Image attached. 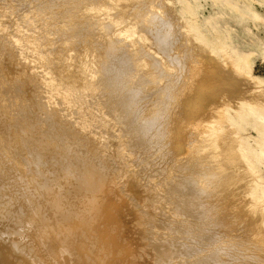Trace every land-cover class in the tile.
<instances>
[{
	"label": "bare ground",
	"instance_id": "obj_1",
	"mask_svg": "<svg viewBox=\"0 0 264 264\" xmlns=\"http://www.w3.org/2000/svg\"><path fill=\"white\" fill-rule=\"evenodd\" d=\"M46 1L44 0L42 3V0H0V32H2L0 47L2 50L4 48L7 51H12L16 48L20 52V56L24 57L22 54H27L31 28L45 31L43 36L47 33L46 27L49 24L48 19H50L48 17L52 16L54 20L56 4L54 2L45 3ZM61 17L66 19V15H59L58 18L57 16L55 18ZM59 24H63L59 29L67 26L64 21L58 22L57 27ZM75 34L71 30L62 32V36L64 35L66 40L67 35ZM77 34L79 35V32ZM77 34L76 36H78ZM32 35L35 38L34 31ZM43 36L35 39L37 51L46 54L47 48L53 46L59 51L64 46L59 44L62 37L60 39L57 37L59 40L56 38L49 40ZM67 43L69 44V39ZM12 53L14 55L12 56L13 62L15 59L17 61L18 56L15 51ZM30 54L32 53L30 52L29 56ZM45 54L42 57H45L43 60L46 63L43 62L47 69L44 68L43 71L46 73L45 75L49 76L45 87L47 85L51 89L53 77L61 76L59 79L62 82L63 93H61L57 104L52 105L49 99L46 102L42 101L46 100L43 96L41 100V97L37 98V92L34 93V89L29 88L32 82L27 83L29 87L26 94L29 97L25 101L26 105L20 106L22 104L20 100V105L15 106L13 101L12 113L11 108L6 109L4 106V99L0 95V114L3 118V120L0 118V127L3 130L0 131V144L2 145L3 141L8 139L4 143L5 146L4 144L3 147L0 145V262L2 264H161L164 260L166 264H175L177 261L183 264V262L192 259L186 255V248L200 250L203 249L202 247L211 248L210 244L203 242L200 235L202 233L205 235L204 227L210 224L211 226L216 224L214 228L220 235L219 239L213 241L214 246L222 241L225 242L227 248L235 252L237 244L234 246V243H230L229 247L228 239L226 240L225 237L229 230L225 229L228 225L229 229H232L229 233L238 231L242 216L249 215L248 211L254 213L251 207L253 205L250 200V185L244 181L252 169L245 162L243 148L229 123L225 109L219 108L210 112L211 115L205 121L201 134L197 136L198 138L190 140V149L176 148L179 152H190H188L189 155L187 154L188 158L186 155L185 159L179 161V169L176 172L185 175V178L177 188L175 186L178 184L177 179H171V175L169 178L165 170L161 168L164 166L160 162L163 160V156H159V152L158 156L156 154L159 143H156V138L155 142H151L152 138L148 137L154 131H156L154 134H158L161 122L165 121L164 110L167 108V106L163 107L165 97L160 98H163V101L157 97H153V99L151 97L152 100H150V96L144 93L145 91L136 83H129L132 81V61L124 60L121 53L111 50L100 66L99 79L95 81L94 85H88L82 81V67L78 66L73 71L67 72L66 68L61 65L62 60L52 63L49 61L50 55ZM29 58L32 60V56ZM34 59L36 60V58ZM21 61L23 60L21 59ZM5 62L9 64L8 61ZM5 62L0 58L1 70L8 68L13 77L12 71L15 67L11 70L10 65H5ZM26 63L28 62L26 61ZM33 64L35 65V62ZM37 66L38 64L35 65V71ZM139 66L137 65V67ZM32 70L33 68L31 72ZM29 71L23 72V74L22 71H18L15 81ZM231 73L233 74L232 71ZM40 75L38 76L40 77ZM235 76L245 80L250 87L251 82L242 72L236 69L232 78ZM1 77L3 76L1 75ZM27 78L30 80L31 77ZM222 78L223 76L221 80ZM133 79L136 80L135 77ZM140 79L138 80L140 81ZM35 81L36 87L41 84L39 83L41 81ZM9 83L11 82L9 81ZM143 83L145 82L143 81ZM1 84L5 83L1 82ZM1 84L0 87H5ZM6 84H8L7 80ZM24 84L26 88V83ZM140 85L142 86V84ZM214 85L216 84L214 83ZM19 86L22 87L21 83ZM40 88L38 91L42 89ZM93 88L95 93L92 92ZM15 89L14 91L18 90V88ZM32 89L34 92H31ZM101 91L106 92L105 96H101L104 98L99 95ZM255 91V100L262 101L264 92H259V89ZM20 92L18 95H22L23 92L21 94ZM60 92H58L59 95ZM3 95L7 96L6 93ZM190 97L186 96L184 99L186 107L191 104ZM14 98L21 99L16 95ZM238 98L240 99V97ZM5 101L7 102L6 99ZM202 104H211L208 96L203 98ZM58 106L59 111L61 110L60 113L67 111L68 107L71 108L69 116H71L72 125L70 122L67 125L73 127L74 123L76 124V127L69 130V133L74 130L72 135H69L68 128L64 127L66 131H63L60 125H58L59 128H56L59 124L58 118H60L58 113L55 114ZM15 107L19 110L18 112L14 111ZM9 109L11 114L8 112ZM147 110L149 112L153 110V114L150 112L148 115H155V118H148ZM180 111H182L181 107ZM153 121L156 123L158 131L151 129ZM175 121L173 122L175 123ZM184 121H180V126L181 122L184 125ZM11 125H14V128ZM49 126L50 128H48ZM86 133L87 135H85ZM190 134L192 135V132ZM148 142L151 143L148 144ZM46 147L52 151L44 149ZM170 147L172 149V146H169V149ZM12 151L18 154L25 166L18 158H14L15 153L12 157ZM169 157L173 158L170 154ZM166 160L168 159L165 158ZM173 161L175 164L176 160ZM177 162L176 164H179ZM174 167L171 166L175 171ZM200 182L205 189L201 197L207 199L204 200L199 195L194 200L183 192L188 185L192 187ZM144 183L150 188L154 183L164 186L166 193L173 199V208H171L170 214L166 215L167 210L165 215L160 214L162 207L161 202H158L159 198L157 200L158 195L154 193L153 189H146L147 186L144 188ZM153 188L155 187L153 186ZM146 190L149 193L148 198L147 195L144 198V194H147ZM200 204L202 209L199 207ZM206 207L208 211L204 213ZM209 210L214 214L209 215ZM260 219V228L257 231L260 233L256 238L264 241V216L260 215ZM161 230L166 232L162 235ZM194 234H199V237L194 238ZM177 235L182 238L180 243L174 239ZM186 238L192 240L189 246L184 245L185 241L183 240ZM235 238L233 237L236 241ZM240 242L241 240L238 241V246L241 247ZM215 248L208 250L211 253L214 252L212 254L215 258L211 259L218 260L220 264H223L222 259L216 258L218 253L214 251Z\"/></svg>",
	"mask_w": 264,
	"mask_h": 264
},
{
	"label": "rangeland",
	"instance_id": "obj_2",
	"mask_svg": "<svg viewBox=\"0 0 264 264\" xmlns=\"http://www.w3.org/2000/svg\"><path fill=\"white\" fill-rule=\"evenodd\" d=\"M43 2L44 0H42V3ZM48 2H54L56 4V6L53 5L56 7V10L54 12V14L56 15H53L54 20L52 16L48 17L52 21L48 19L49 24L46 27L47 33L44 34V36L43 33H45V31L42 32L35 28H31L32 31L30 34L32 37L29 34L30 39L28 42L29 46H27V54H22L24 55V57L20 56L21 54L18 49H12V51H15L16 56H18L17 61L15 59L16 66L15 61L13 62L14 58L12 56L14 55L12 51H7L4 48L2 50V48L0 47L1 61H8L9 64L5 62V65H10V68H12L11 70H13V68L15 67V69L12 71L13 77L8 68H5V70H3L4 73L0 68V84L1 82L5 83L4 85L1 84V86L3 85L5 87H0V95L4 99V106L6 107V109L11 108L12 113L13 104L15 103V106H19L20 100V103H22L20 106H22L23 104L26 105L27 102L25 103V101H27V97H29L26 94V91L29 87V85H27L28 82V84L32 82L29 88L32 87L35 91L34 92L32 89L31 92H37V98L39 96L41 97V100L45 97L46 100L43 99L42 101L46 102L47 99H49L52 105L57 104V101L59 102L61 93H63V86L61 84L62 82L59 79L61 76L56 77L54 75L55 77H53L52 79L53 87H50L51 89H49L47 85L45 87V82L47 84L49 81V76L45 75L46 73L43 71L44 68L45 70L47 69L45 65L46 62L45 60H43L45 59V57H42V55H44L45 53L37 51L38 47L35 44L36 37L39 38L43 36V38L49 40H55V38L57 39V37L60 39L62 37L59 42L60 45H64L62 48H60L62 50L59 49L58 51V49H55L53 46L50 47L51 50L50 48H47V53L50 55L49 61L52 63H58L62 60L61 65L66 68V70H63L67 72L73 71L78 66L82 67V81L84 83H87L88 85H94L95 81L99 79L100 66L104 59H106V55L111 50L116 53H121L124 60H128V62L132 61L133 63H131L133 72L131 71L130 67V71L132 72V81H130L129 83H136V85H138L143 91H145L144 93H147V95L150 96V100H152L153 97H157V99H160L162 96L163 98L165 97V104H163V107L167 106L166 110H164V113L166 115L165 121L161 122L159 131L156 123L153 121L152 125L156 129L153 127L151 129L157 130L158 134L156 133V136V134H154L156 131L153 130L154 133L152 132L153 134L148 137L150 139L152 138L151 142H155L156 140V143H159L158 151L156 152V154L159 152V156H163V160L159 158L161 160V165H164L161 166V168L162 170H165V173L168 174L169 178L171 175V179H177L178 184L182 183L185 178V175H181L179 172H176L179 169V161L185 159L184 157L187 154L189 155L190 152H179V150L177 149H185V147V150L190 149V140H193V138H198L197 136L201 134L203 126L205 125V121H207L209 116L211 115L210 112H214L219 108L225 109L229 123L233 127L236 138L240 141L243 148L245 162L252 169V172L246 175L244 181L245 183L250 185V200L251 204L253 205L251 207L253 208L254 213L252 211H248L247 213L249 215L245 217L242 216V220L239 223L241 224V226L238 229L240 233L235 230L237 232V236L236 232L234 231H232L234 235L232 233H229L232 229H229L228 225H226L228 228L226 227L225 230H229V232L227 235H225V237L226 240L228 239L229 247L230 243H234V246L235 244H237V250H235V252H233L230 248H227L225 242L222 241H220L219 244H215L214 246L213 241L220 238L219 233L216 232V228H214V225L216 224L212 226L211 224L205 225V235L204 233L200 235L203 242H205L206 244H210L211 248L206 249L205 247H202V250L197 248H186V255H189V257H192V259L185 261V263L183 262V264H220V261L211 259L213 257L212 253L214 252L211 253V251L208 250H212L213 247H216L214 251L218 253L216 258L222 259V261L224 262L223 264H264V241L256 238L260 233L257 232L260 228V215L261 217L262 215L264 216V99H262V101L260 100L261 102L258 101V103L257 100H255L256 94H254L256 93L255 90L258 91V89L259 92H264V0H47L45 3ZM58 14L60 16L66 15V19H64V17L57 19L59 16ZM56 16L57 18H55ZM62 21L66 22L67 24H65V26H67H63L61 29H59L63 24H59V26L57 27L58 22ZM69 30L74 31L76 34L77 32H79V35L81 36H79L78 34V36H76L75 34L69 35V38V36L67 35V40L69 39L68 44L67 40L63 37L64 35L62 36V32ZM33 31L35 38H33L32 35ZM0 33V35H2V32ZM56 34L58 35L56 36ZM77 38L79 39L77 40ZM69 45L71 46L69 47ZM67 47L69 48V50ZM65 50L67 51L65 52ZM30 52L32 54H30L29 56ZM60 53L62 56L60 55ZM65 53L68 54L64 55ZM31 56L32 60L31 58H29ZM71 57H73V59H71ZM34 58H36V60ZM21 59L23 61H21ZM26 61L28 63H26ZM34 62L35 65L38 64L36 71L35 65L33 64ZM21 63L22 65H19ZM220 64L222 65L219 66ZM137 65H140L139 67L143 69L137 67ZM18 66L20 69L18 68ZM22 67H25V69L23 70ZM26 67H28V71L30 68L29 73H26V75L24 73V75H22V78H17V81H19L22 85L21 87L19 86L20 83L15 81V76L18 74V71H22V74L23 72H28L26 70ZM221 67L224 68L221 69ZM232 67L234 68L232 69ZM32 68L33 70L31 72ZM38 68L40 70L39 72ZM235 68L242 72L246 78L248 77L247 80L251 82L250 87H253L252 90L250 87H248V84L245 80L239 79L236 76L232 78V75H235L236 73ZM231 71L233 72V74L231 73ZM1 75L3 77H1ZM38 75H40V77ZM222 76L223 78L221 80ZM27 77H34L35 79L30 78L29 80ZM134 77L136 78L135 81L133 79ZM5 79L7 80L8 84H6ZM138 79H140V81ZM12 80L14 81L12 82ZM35 80H37V82L41 81L39 83H41L42 86L40 84L36 87ZM9 81L11 83H9ZM143 81L145 83H143ZM254 82L257 84H255ZM14 83L16 86L14 85ZM24 83H26V88ZM139 83L142 84V86ZM214 83L218 85L216 86L214 85ZM9 86L10 93L8 92ZM14 87L16 89L18 88V90L14 91ZM39 88L42 91H38ZM19 90H21L23 93ZM92 90V92L95 93L94 88ZM18 91L20 92V94L22 93V95H18ZM55 91L60 92V95ZM2 93H6L7 96H4ZM105 94L106 92L101 91L99 95L101 97L105 96ZM11 95H13L14 97L16 95V97L18 96V98L20 96L21 99H15ZM184 96H191V104L188 107H186L184 104ZM207 96L209 97V100H211V104L204 105L202 104L203 98H207ZM8 97H11V99H8ZM238 97H240V99ZM34 98H36V96H34ZM5 99L7 100V102L5 101ZM146 104L149 105L148 102H146ZM61 107L63 108V105H61ZM180 107L182 111H180ZM69 108L70 107H68L67 109L66 106L67 111L65 110L60 113L61 110L59 111L58 106L55 112V114L58 113V116L60 117L58 118L59 124H57L56 128H59L58 125H60V128L62 127L61 129L63 131L65 130V128H68V133L71 128L76 127L73 119H71V121L72 123H74V125L73 127L71 126V116H69L71 114V108ZM14 111L18 112L19 110L15 107ZM152 111L153 110L150 111L151 114H153ZM8 112L10 113V109L8 110ZM150 112L149 110L146 111L147 117L153 118L155 115H148V113L150 114ZM0 118L3 120L1 114ZM67 118L69 119V121ZM64 119L66 120V122ZM181 120L185 121L184 125L183 122H181L180 126ZM173 121H175V123ZM177 121L179 122V124ZM69 122L71 125L68 126L67 124ZM12 127L14 128V125ZM48 128H50V126ZM172 128H175V131ZM0 131H3L1 127ZM73 131H71L69 135H72ZM182 131L183 133L181 134ZM189 132H192V135ZM170 134L171 137H169ZM85 135H87V133ZM6 139L5 142L3 141L2 145L0 144L2 147L3 144L6 143ZM174 141L177 143H175ZM151 142H148V144H150ZM172 142L174 144H171ZM186 144L188 145V147ZM169 146H172V149L170 147L171 150L169 149ZM44 149H48V151L50 150L49 147H46ZM50 151H52V149ZM12 153L13 157L14 153L16 154V152L12 151ZM169 154L173 158H168ZM188 155L186 156V158H188ZM14 158L19 159L18 154H16ZM165 158L168 160L165 161ZM171 160L172 163H170ZM173 160H176L175 164ZM177 160L179 164H176ZM19 161H21V159H19ZM23 162L21 161L22 164ZM173 164L175 165V167ZM171 166L176 168L175 171L173 168H171ZM178 184L175 185L177 188L180 187V184ZM202 185L203 184L201 182L199 184L193 185V188L188 185V187L183 192L185 194H188L194 200L195 197H198L199 195L200 198H203L205 200L207 198L201 197L202 193H204L205 191L204 186L202 187ZM146 186L147 185H145L144 188ZM153 186L155 188H153ZM153 186L152 188L147 186L146 189H153L154 193L158 195L157 200L159 198L158 202H161L160 204L162 208H160L161 213L159 212L160 210L156 212H159L163 215L167 210L166 215L170 214L171 208H173V199L166 193L162 184L154 183ZM201 187L203 190L201 189ZM181 188L183 187L181 186ZM146 191L147 194H144V198H146V195L148 198L149 193L148 190ZM202 202L205 203V201ZM199 207H201L202 209L201 204L199 205ZM207 211L208 208L206 207V211H204V213H207ZM211 213L214 214V212H211L209 210L208 214L211 215ZM161 232L163 235L166 231L163 232L161 230ZM198 235L199 234H194L193 236L195 238L199 237ZM233 237H236L235 239L237 243H235L236 241L233 239ZM174 239L179 243L180 241H182V238L179 235H177ZM240 240L241 247L238 246V241ZM183 241H185V246H189L192 240L186 238ZM162 246L161 250L163 251L164 246L163 248ZM0 264L2 263L0 262ZM161 264H166V261L163 260ZM175 264H180V261H177Z\"/></svg>",
	"mask_w": 264,
	"mask_h": 264
}]
</instances>
